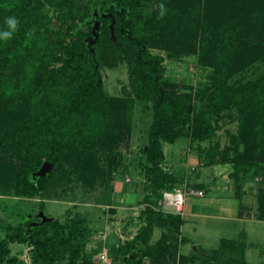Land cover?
<instances>
[{"label":"trees","instance_id":"16d2710c","mask_svg":"<svg viewBox=\"0 0 264 264\" xmlns=\"http://www.w3.org/2000/svg\"><path fill=\"white\" fill-rule=\"evenodd\" d=\"M161 3L167 13L158 19ZM10 16L18 18L19 28L12 39L0 40V100L12 106L0 115V148L6 154L0 163V178L6 179L0 183H9L17 196L35 197L47 188L49 175L32 177L44 159L56 166L71 158L74 171L93 184L111 180L121 163L119 146L133 130L136 100L107 94L100 60L112 66L126 60L134 94L154 104L144 150L146 175L152 177L146 224L112 250L114 264H145L146 257L152 264H167L150 243L156 226L165 222L180 231L185 220L156 208L155 197L180 183L162 165L164 143L186 136L192 120V139L199 142H212L220 128L215 122L226 115L239 121L224 155L235 163L234 176L242 184L264 165V73L235 80L264 62V0H0V30ZM96 22L102 27L95 29ZM111 23L117 40L111 38ZM198 43L203 64L211 69L208 84L196 96L174 91L164 56L151 48L196 52ZM233 150L236 156L230 155ZM261 209L264 220V194ZM58 224L43 223L31 233L21 226L0 240V264H6L13 242H31L34 264L68 258L78 264L89 231L74 228L67 237L56 232ZM227 241L233 242L222 239ZM143 243L147 248L140 247ZM172 257L176 261L177 253Z\"/></svg>","mask_w":264,"mask_h":264},{"label":"rangeland","instance_id":"374dc122","mask_svg":"<svg viewBox=\"0 0 264 264\" xmlns=\"http://www.w3.org/2000/svg\"><path fill=\"white\" fill-rule=\"evenodd\" d=\"M51 23L53 29L58 28L56 17ZM100 27L101 23L96 22L94 28ZM110 28L111 38L117 40L115 24L111 23ZM200 49V44L196 52L177 53L169 47L151 48L154 54L164 56L165 75L176 84L174 91L196 96L208 84L211 69L203 64ZM109 63L104 59L97 63L101 67L107 94L120 97L132 95L136 100L133 130L119 146L121 156L118 159L121 163L113 168L111 180L93 184L74 171L71 158L56 166L44 159L32 177L36 180L49 175V181L47 188L35 197L17 196L8 182L0 183V240L15 233L21 226L27 225V232L31 233L34 227L43 223L57 222L62 226L58 224L56 232L67 237L74 228L89 231V236L83 240L84 251L77 260L78 264H114L112 250L134 239L145 226L143 211L147 206L145 197L149 193L148 185L152 177L146 175L144 150L149 144L150 128L155 118L154 104L134 94L126 60L120 59L115 66ZM263 73L264 62H259L236 76L235 80L245 82ZM10 105L0 100V115L3 112L9 114V110L12 111ZM198 108L200 110L201 105L198 104ZM230 118L228 114L215 122L220 128L212 142L192 139V120L186 128V136L175 143H164L166 158L162 165L166 171L176 174L180 183L172 189H164L160 196L155 197L156 208L175 213L165 207L164 193L175 188H182L186 193L181 214L185 224L181 230L161 223L156 226L150 242L158 248L167 264H264V220L260 219L264 165L253 169L243 184L234 176L235 163L226 162L224 152L240 124ZM5 155L0 148V163ZM230 155L236 156L237 152L233 150ZM4 179L0 178V181ZM224 238L233 242L222 243ZM9 247L11 252L6 264L12 258L17 264H34L31 242H13ZM140 247L147 248L144 243ZM105 252L108 260L101 258ZM174 252L177 253L176 261L172 257ZM69 260L53 264H69ZM145 264H152L147 257Z\"/></svg>","mask_w":264,"mask_h":264},{"label":"built area","instance_id":"2783aa9c","mask_svg":"<svg viewBox=\"0 0 264 264\" xmlns=\"http://www.w3.org/2000/svg\"><path fill=\"white\" fill-rule=\"evenodd\" d=\"M186 202V193L182 188H175L171 191H166L164 193L163 203L165 207H169L173 212L182 214L184 211V206ZM103 260H108L109 256L107 252L101 254Z\"/></svg>","mask_w":264,"mask_h":264},{"label":"clouds","instance_id":"9594fccd","mask_svg":"<svg viewBox=\"0 0 264 264\" xmlns=\"http://www.w3.org/2000/svg\"><path fill=\"white\" fill-rule=\"evenodd\" d=\"M167 13L166 6L161 3L160 5V13L158 15V19H162L164 15ZM6 28L4 30H0V40L8 41L13 38L15 32L18 31L19 28V20L15 16H10L5 19Z\"/></svg>","mask_w":264,"mask_h":264}]
</instances>
